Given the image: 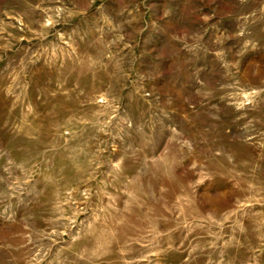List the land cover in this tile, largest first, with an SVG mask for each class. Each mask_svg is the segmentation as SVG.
Wrapping results in <instances>:
<instances>
[{
  "label": "rangeland",
  "instance_id": "rangeland-1",
  "mask_svg": "<svg viewBox=\"0 0 264 264\" xmlns=\"http://www.w3.org/2000/svg\"><path fill=\"white\" fill-rule=\"evenodd\" d=\"M0 264H264V0H0Z\"/></svg>",
  "mask_w": 264,
  "mask_h": 264
}]
</instances>
